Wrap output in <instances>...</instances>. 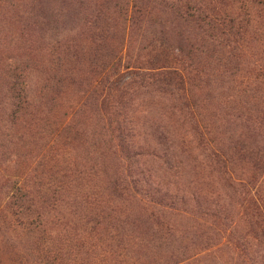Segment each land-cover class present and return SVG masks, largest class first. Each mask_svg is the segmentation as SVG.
<instances>
[{
	"label": "trees",
	"instance_id": "1",
	"mask_svg": "<svg viewBox=\"0 0 264 264\" xmlns=\"http://www.w3.org/2000/svg\"><path fill=\"white\" fill-rule=\"evenodd\" d=\"M214 4L190 5L181 16L189 33L181 29L176 35L162 34L170 25L161 24V34L144 39L147 58L137 57L133 64L134 56L117 48L109 37L93 40L91 49L60 46V40H51L62 64L75 63L64 72L56 65L52 70L45 68V81L38 87L27 61L11 63L5 71L8 86L0 85V231L9 234L6 243L12 264H207L219 250L230 252L236 264H256L247 236L231 231L226 246L213 249L215 245H209L213 237L208 234L204 253L182 257L188 246L176 245L174 225L166 219V209H174L176 200L154 191L145 175L148 171L139 168L138 157L150 153L145 148L150 143L147 136L144 143L138 140L137 125L129 112L134 94L141 89L168 92L176 101L172 107L189 115L193 131L208 150L216 128L200 99L199 93L206 90L210 101L215 92L221 94L219 103L227 100L223 104L226 113L230 109L239 124H246L241 127H248V100L228 92L234 87L243 95L259 91L258 87L234 85L237 72L231 71L252 22L223 14ZM176 9L165 12L173 14ZM222 62L229 72H216L214 68ZM76 66L80 84L75 86L81 92L76 94L78 102L69 106L72 113L82 112L88 119L94 114L96 121L72 120L62 125L54 111L64 87L74 83ZM251 71L256 84L264 82L263 70L254 67ZM94 72L92 79L89 73ZM218 74L221 83L216 86ZM258 100L253 104L262 113V119H257L258 136L248 145L243 139L246 132H242L234 142L242 156L254 161L256 171L246 183L233 176L228 179L235 188L241 187L250 202L261 227V232L253 229L252 233L260 239L264 238V201L259 187L258 197L248 187L258 178L257 172H264V101ZM148 134L168 148L171 134L160 122H153ZM43 135L51 136L58 146L51 144L36 160L35 148L28 149L22 141L35 142ZM75 143L81 164L73 162L66 150ZM210 152L218 164H226L223 153L213 148Z\"/></svg>",
	"mask_w": 264,
	"mask_h": 264
},
{
	"label": "rangeland",
	"instance_id": "2",
	"mask_svg": "<svg viewBox=\"0 0 264 264\" xmlns=\"http://www.w3.org/2000/svg\"><path fill=\"white\" fill-rule=\"evenodd\" d=\"M214 3H217V9L223 14L238 19L248 18L252 22L250 31L244 37L245 41L241 42L242 46L233 58L235 62H231V71L237 72L234 85L240 84L247 89L258 87L259 91L256 94H253L254 90L248 91L243 95L234 87L228 92V95L238 96L241 101L248 100V127H241L246 124H239L230 109L226 113L223 104L227 100L219 103L221 94L215 92L210 101L206 97V90L202 91L199 93L200 99L207 107L208 113H211V126L216 128L212 134L215 139L210 138L207 150L193 131V121H189V115L185 117L172 107L176 101L168 92L152 88L141 89L134 94L129 112L137 125L138 140L144 143L147 136L145 140L149 141L150 147L145 148L149 149L150 153L144 152L138 157V165L148 171L145 175L152 183L154 191L160 190L161 193H167L170 199L176 200L174 209H166V219L174 225L175 234L172 238L176 245L182 246V249L188 246L187 255L182 257H192L197 252L204 253V246H207L206 243L210 240H206L208 234L213 237L209 242L210 246L215 245L213 249L226 246L230 243L228 233L231 231V234L233 232L235 235H246L256 264H264V238L257 239L252 233L253 229L261 232V227L257 224L250 202L248 205L244 191L241 187L235 188L228 179L233 176L246 183L248 177H252L251 174L256 171L254 161L248 156H242L241 152L235 149L234 142L242 132H246L243 139L248 145H252L253 139L259 133L256 128L257 119L259 116L262 119V113L253 104L257 105L258 99L264 101V82L256 84L253 77L255 72L251 70L255 67L264 71V0H6L0 3V85L1 88L8 86L5 71L15 60L21 65L24 60L28 62L29 70L35 71L33 82L37 87L45 81V68L52 70L53 65H56L64 72L73 66L75 62L70 64L67 61L62 64L59 61L56 51L53 50L56 44L51 46L53 39L60 40V46L73 44L91 49L93 40L109 37L110 42L115 41L117 48L134 56L131 61L133 64L137 57L147 58L149 49L144 47V39L161 34V24L170 25L166 26L162 34L167 32L168 35H176V30L181 29L188 32L181 16L187 14L190 5L199 8L208 4L215 5ZM220 4L224 8H221ZM172 8L177 9L173 14H166L165 11ZM177 11L180 13L177 14ZM171 26L174 30L168 29ZM80 68L83 70L86 67ZM228 68L229 66L222 62L214 69L216 72H229ZM77 70L76 66L74 83L64 87V93L54 111L56 120L60 119L62 125L72 120L74 123L86 121L88 124L90 121H96L94 114H90L94 120L88 119L87 114L85 116L82 112L72 113L69 106L70 103L78 102L76 94L81 92L80 88L75 86L79 83ZM89 76L94 79L95 72L92 76L89 73ZM220 83L221 77L218 74L216 86ZM259 107L262 110V103ZM155 121L160 122L171 134L169 139L173 141H167L168 148L167 145L156 144L148 134ZM262 131L264 132V127ZM43 136L44 138L39 137L35 142H30L29 138L22 141L27 143L28 149L35 148L36 160L40 159V155H43L51 144L58 146L51 141V136ZM211 148L224 154L226 164L216 162L211 156ZM66 150L73 156V162L81 164L77 143L70 144ZM154 150L156 154L152 153ZM257 176L254 182L248 183V187L252 191L251 195L255 194L256 197L259 187V195L264 201V172H257ZM221 227H224V230ZM130 228L129 224L127 229ZM8 237L6 231H0V264H12L6 243ZM210 260L206 261L207 264L237 263L236 257L225 250H219Z\"/></svg>",
	"mask_w": 264,
	"mask_h": 264
}]
</instances>
